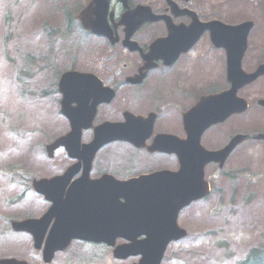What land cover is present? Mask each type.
<instances>
[{"label":"rangeland","instance_id":"obj_1","mask_svg":"<svg viewBox=\"0 0 264 264\" xmlns=\"http://www.w3.org/2000/svg\"><path fill=\"white\" fill-rule=\"evenodd\" d=\"M87 1L0 0V257L44 264L29 236L8 231V221L39 214L44 203L31 198V178L53 175L69 164L63 152L49 159L43 145L63 129L55 91L57 74L67 68H92L93 54L100 47L99 39L76 22L69 30L66 27V13L76 12ZM248 1L255 5V0ZM205 2L219 5V0ZM211 63L207 57L206 86L221 77L214 64V71L210 70ZM223 85L221 78L219 88ZM243 121L244 117L230 119L204 141L219 142L230 127L243 128ZM207 177L213 191L181 212L180 222L189 235L169 245L162 264H234L249 248H264V145L238 147L224 168L210 166ZM220 238L226 240L231 254L216 249L214 241ZM99 255L101 248L75 242L50 264H82L91 256L93 264L116 263L110 255L105 261Z\"/></svg>","mask_w":264,"mask_h":264},{"label":"flooded vegetation","instance_id":"obj_2","mask_svg":"<svg viewBox=\"0 0 264 264\" xmlns=\"http://www.w3.org/2000/svg\"><path fill=\"white\" fill-rule=\"evenodd\" d=\"M233 1L234 4L230 5L227 4L228 0H219V5L213 7L207 6L205 0H129L130 8L147 5L154 14L163 17L145 21L127 40L124 25L118 23L126 7L119 0H109L111 14L108 22L112 37H100V48L89 71L95 73L103 85L114 90V97L110 102L97 105L93 125L105 120L124 121V111L127 110L142 117H147L150 112H155L156 116L146 146L136 147L127 141L110 143L108 146L112 148L116 145L124 148L110 153L104 149L105 146L101 150H106L105 153L95 156L91 177L97 178L108 172L124 179L162 168L177 169L178 162L173 152L150 149L154 134L166 132L185 136L182 115L192 104V97L197 94L199 97L207 87L206 63L209 54L218 68L220 56L226 73V51L211 43L207 31L201 32L197 40L191 43L193 34L201 30L202 24L211 20L226 23L251 20L253 26L247 38L241 67L246 72H253L264 64V0H257L255 5L249 4L248 0ZM259 80V85L251 87V83L241 89L248 100L264 98V74L255 82ZM218 91L219 83L208 93ZM186 103L188 106H185ZM256 108L261 110L260 129L250 132L264 133V107L259 105ZM65 124L66 128L61 133L69 128L67 121ZM92 137L93 128L82 131L83 140ZM230 137L227 136L220 146L219 142L211 145L207 142V146L219 149ZM244 142L245 145L254 142L263 144L264 139H247ZM87 213V218L96 214L93 218L101 220L104 216L94 204L88 205Z\"/></svg>","mask_w":264,"mask_h":264},{"label":"water","instance_id":"obj_3","mask_svg":"<svg viewBox=\"0 0 264 264\" xmlns=\"http://www.w3.org/2000/svg\"><path fill=\"white\" fill-rule=\"evenodd\" d=\"M98 4L103 3V0H98ZM144 10L139 8L134 12H127L124 14L122 21L127 25L128 31L130 33L135 29V27L141 23L146 15ZM95 13L96 16H91V14ZM103 11L98 9L96 11H92L87 9L81 13V19L87 26H93L94 29L101 31L102 29V20L101 16ZM204 27H208L211 31V36L216 43L219 45H226L231 47V50L228 54L229 61V78L232 82H234V86L230 90L223 91L219 93V95H214L213 97H209L200 104V102L192 108L187 113V125L192 128L191 135H189L190 149L191 154L188 157L182 156L183 166L189 173L192 174V177L196 174L201 173V167L204 162L209 159L219 160L220 165L223 164L225 158L227 157L229 151L234 146L235 142L239 141L242 136H236L232 139V141L225 146L223 149L217 152H207L205 149L199 144V133L202 129L210 125L211 123L223 121L231 112L233 111H242L245 109L246 104L242 99H239L235 96L236 89L241 83L248 82L255 78L253 74L248 76L245 75L240 69V54L239 57L234 52L232 48H240L244 45L246 34L250 28V23H243L238 26H229L223 24L221 22L213 21L210 22ZM75 82L74 78H69L66 84H60L61 90L64 92V98L67 94L71 93L72 87L71 85ZM63 112L70 118L72 130L64 137H60L55 140L53 143L47 146V150L49 155L52 154V151L60 145H64L71 155H75L76 151L80 146V128L82 126H87V123H80L77 116L70 111L69 108H63ZM90 122V119H89ZM109 129L104 130L102 127L97 130V139L92 141L89 144H83L82 148L84 151L81 152L80 157L83 158L85 162V171L83 176L78 179L80 182L89 181L88 179V170L90 167V160L87 158H91L97 150V148L103 143V139L98 137L104 135L109 131V135L115 136L122 133V129L118 125L108 124ZM77 127V128H76ZM194 129H197L194 131ZM186 159V163H185ZM73 169H69L68 172L62 176L64 178V183L68 181L72 176ZM59 178L46 179L41 178L39 180H35L34 187L41 191L47 192L48 190H54L56 187L53 185L48 186L46 182L49 181H58ZM77 183V182H76ZM74 186V185H73ZM60 186L58 188H62ZM191 179L190 185L185 186V178L176 177L175 185L166 189H162L156 196V198L149 201L150 197L146 193V188H134L137 191L143 190L144 193H138L136 200H129V202L124 203V214H127L129 221H133L135 218L131 215L132 209L137 205L140 208L141 216L139 221L143 227L144 233L146 234V238L139 240L134 245V248H116L114 250L115 255H128L129 253H142L143 259L142 261L145 264H158L163 251L165 249L166 243L172 238H179L185 234L184 230L179 229L175 224L177 211L181 206L186 204L191 198H197L206 193V189L202 190L201 188H197ZM130 188V186H127ZM166 194V195H163ZM178 195H183L179 201L175 204L172 203L171 200L177 198ZM51 200L54 201V205L52 207V213H54L62 204L55 199L53 196H50ZM157 203V204H156ZM155 207V208H152ZM75 215L67 216L66 223L68 225V220L74 218ZM34 219L23 220L19 223H15L16 229H27L31 228L35 235V242L37 247L40 245L42 237L39 234L38 225H33ZM69 230L77 231L72 229L69 225ZM130 227V226H129ZM75 235L82 236L81 232H77ZM69 233H62L56 235L55 229L51 231L49 236L47 237V244L44 248V259L45 261H50L53 253L56 249H63L70 241L72 237ZM132 236H127V238H131ZM58 239L59 243L57 245H50L51 240ZM88 239L92 240H105L108 243L113 242V237L107 236H98L93 235L89 236ZM0 264H28L24 260H18L15 258H7L0 259Z\"/></svg>","mask_w":264,"mask_h":264},{"label":"trees","instance_id":"obj_4","mask_svg":"<svg viewBox=\"0 0 264 264\" xmlns=\"http://www.w3.org/2000/svg\"><path fill=\"white\" fill-rule=\"evenodd\" d=\"M237 264H264V248L253 247Z\"/></svg>","mask_w":264,"mask_h":264}]
</instances>
